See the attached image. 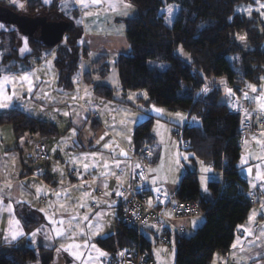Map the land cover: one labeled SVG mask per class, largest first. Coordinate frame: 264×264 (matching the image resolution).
I'll return each mask as SVG.
<instances>
[{
	"label": "crops",
	"instance_id": "obj_1",
	"mask_svg": "<svg viewBox=\"0 0 264 264\" xmlns=\"http://www.w3.org/2000/svg\"><path fill=\"white\" fill-rule=\"evenodd\" d=\"M54 1L58 3L59 13L64 18L70 20L75 18L76 23L83 29L80 41V72L76 75V85L79 87L78 98L81 102L82 116L85 114L87 121H84L80 115L76 121L74 120L75 122L70 123L66 131L61 133L56 124H53L55 122L51 121L50 113L55 111L60 113L62 109L57 108L64 106V102L56 99V92H62L63 89L59 87V75L55 63L59 49L67 47V43L63 42L50 50V55H55V62L54 77L50 78L49 83L47 78L40 77L37 84L29 86L28 79L22 78L30 76L31 71L40 69L48 63L42 56L35 58L38 64L30 68L29 64L34 58L28 59L27 62L15 60L5 65L4 55L2 58L0 55V84L6 88L0 90L2 93L0 105H3L0 106V116L7 115L13 110H20L39 121L53 124L59 133L57 138H42L36 134H23L17 137L11 126L0 128V252L8 253L13 246L43 248L53 252L52 264H108L110 255L101 250L97 242L118 231L119 212L125 204V196L118 182L127 187L132 184L133 168L127 152L134 153L135 128L151 115L142 108L139 109L141 104H148L146 93L140 92L126 95V97L129 94L135 95L133 100L140 112L127 137H123L124 133L116 124L107 128L99 118L98 122L90 119L85 109L90 113L92 112L89 109L97 110L98 97L94 95V84L87 85L83 76L92 75L93 82L102 80L93 65L104 57L107 58V63L113 58L117 65L122 54L120 49H126L125 44H127L128 28L124 21L136 19L138 11L131 8L125 0H98V2L84 0L83 4L80 0H48L47 3L41 0L45 5H51ZM22 38V47L25 50L29 49V39L24 36ZM17 78L21 80V86L16 85ZM74 78L75 76L73 81ZM221 83L226 84L222 81ZM46 84L48 89H45ZM41 88L46 91L40 92ZM88 92L90 93L87 95ZM226 93L230 96L229 91ZM52 94L53 99L49 97ZM86 98L89 105L83 104ZM240 98L241 96L237 99ZM229 99L232 100L231 96L225 101L229 102L230 108L236 103L241 104L242 108H244L242 103L249 102L250 105L249 112L242 118V123L251 121L257 131L241 142L240 167L242 178L248 183L249 188L254 182L256 190V183L258 185L264 183L262 173L264 133L258 131L263 128L258 113L262 116L264 112L260 110L261 104L258 101L234 100L230 103ZM26 100L30 102V111L22 108ZM36 108L40 109L39 114ZM42 144L46 146L47 152L49 151V161L37 158L38 148ZM190 155L188 153L183 157L180 153L179 164L175 163L171 172L162 174L160 171L164 166L163 153L157 160L155 151L151 152L149 174L153 192L159 198L162 214L173 219L163 225L148 226L143 233L144 239L150 244L148 254L153 261H155L153 247L158 243L160 231L165 228L170 231L168 239L171 244L168 249L172 252L175 235L192 237L204 224V216L189 220L174 219L175 208L180 204L173 197L184 175V159L191 162L193 160ZM192 163L197 166V160ZM220 175L223 182L222 173ZM257 195L261 196L260 193ZM257 195L255 197L251 195L253 202L254 198H258ZM263 198L257 199V203H261L259 205L261 212L256 211L255 207L251 210L247 222L237 229L230 251L227 254L217 253L213 264H264V261H254L264 258V246H262L264 237L260 236L261 231H264ZM111 214L115 217L117 230L105 237L99 234L100 227L106 228L107 217ZM28 227L31 228L30 232L27 231ZM91 228H94V231ZM99 229L100 231L97 232ZM246 229L248 231H245ZM250 242L255 246L248 251L246 247ZM171 255L172 258L173 254Z\"/></svg>",
	"mask_w": 264,
	"mask_h": 264
},
{
	"label": "trees",
	"instance_id": "obj_2",
	"mask_svg": "<svg viewBox=\"0 0 264 264\" xmlns=\"http://www.w3.org/2000/svg\"><path fill=\"white\" fill-rule=\"evenodd\" d=\"M20 1L24 4L21 8L0 0V8L31 18L42 15L50 21L62 20L70 24L62 41L68 46L59 49L55 64L59 87L67 91L73 89V77L80 72L81 25L76 23L75 18H64L56 1L51 5H45L41 0ZM125 1L138 11V16L124 21L128 28L129 50L120 55L116 65L122 92H144L149 105L184 112L190 119L198 120L200 124L197 126L187 123L177 130L180 150L190 153L192 162H203L223 175V182L209 184L212 198H204L198 174L185 168L173 197L184 207L196 204L204 216V224L192 237L175 235V264H213L217 253L227 254L230 251L237 229L247 222L255 206L249 185L241 176L242 117L231 111L229 102L222 103V88L233 92L232 100L229 99L231 103L249 85L261 83L264 52L260 50V45L264 36L253 26V21L234 16V11L238 5H256L264 0ZM169 6L178 8L172 24L166 22L164 12ZM242 31L247 33L251 45L249 52L242 50L238 44L236 35ZM1 35L2 42L8 35L12 45V55L3 57L5 65L15 60L27 62L28 59L39 58L45 51L62 44L46 49L40 41L31 40L32 53L21 56L19 47L22 42L17 32H2ZM179 50L189 55V62L180 56ZM86 57L85 53V60ZM153 63L167 66L161 69ZM93 67L95 71H101V78L108 76L106 57ZM223 78L224 85L218 81ZM83 80L87 85H93L92 75L85 74ZM205 88L207 92L203 91ZM94 95L112 100L114 94L106 86H95ZM154 119L148 117L135 128L133 154L138 155L142 150L150 153L155 147L156 139L152 134ZM7 125L13 128L17 137L36 134L42 138H53L59 134L53 124L39 121L20 110L0 116V128ZM150 156L151 153L148 160ZM165 229L169 238L170 231ZM30 230L28 227L27 231ZM142 244L147 252L150 251V244L144 236ZM97 245L111 257L122 250L135 248L138 237L136 231L118 222L117 233L99 240ZM53 260V252L43 248L13 246L8 253L0 252V264H52Z\"/></svg>",
	"mask_w": 264,
	"mask_h": 264
},
{
	"label": "rangeland",
	"instance_id": "obj_3",
	"mask_svg": "<svg viewBox=\"0 0 264 264\" xmlns=\"http://www.w3.org/2000/svg\"><path fill=\"white\" fill-rule=\"evenodd\" d=\"M1 1H5L8 4H13V6H18V7H22L24 4L20 1V0H16L15 3H12L11 0H1ZM264 4V1L262 2H258L256 5H238L237 7H235V11H234V16H242L244 18H246L249 21H253L255 24L253 26L257 27L259 29V32L261 35L264 36V7H261V5ZM173 9L172 11V15H171V23L168 24H172L173 20H174V16L178 11L177 7H172L169 6ZM167 7L164 12L167 16L168 20V13H167V9L169 8ZM38 17H43L42 15H39ZM45 17V16H44ZM48 19V18H47ZM62 21V20H60ZM14 21L12 20H8L7 24L6 23H1L0 25H3V27H0V55L1 58L3 55H12V45H11V40L9 41V36L6 35L5 38L3 39L4 42H2V32H10V31H16L17 32V37L19 39H21L22 41V33L20 31L23 30V32L26 34L28 32H30L28 29V25L25 27L28 28H24L22 26H20L22 23H20L18 26L15 25H10L11 23H13ZM58 22V21H55ZM18 24V23H17ZM40 28V27H37ZM19 29V30H18ZM28 31V32H27ZM66 37V35H65ZM29 39V41L31 40H37L40 41L39 37V31L38 33H35L31 38L29 37H24ZM237 41L239 46L241 47L242 50L249 52L251 51V45L250 42L248 41L247 38V33L242 31L237 33L236 35ZM243 38V39H242ZM128 44V45H127ZM127 44H125L126 49L129 50V43L127 41ZM128 47V48H127ZM126 49H120L122 54L126 53L127 50ZM260 50L264 52V42L261 43L260 45ZM19 53H21V56L26 55L27 53H32L30 47L29 49H24L22 46L19 47ZM50 50L46 51L45 53H43L42 57L43 59H46V62L48 61L47 64H44V66L40 69H36L34 71H31V75L30 76H26V77H22V78H26L28 79V85L30 86L31 84H37V81H40V77H45L47 78L46 80L50 81V78L54 77V62H55V55H50ZM178 53L180 54V56L186 61L189 62L190 58L189 55L187 53H185L183 50H179ZM1 62V60H0ZM38 64V60L34 58V60H32L29 64L30 68L34 67L35 65ZM153 65H157L159 66L161 69H165L167 65L165 64H157V63H153ZM28 66V67H29ZM7 67V66H5ZM107 70L109 71V75L105 78L96 80V82H93L94 84V88L93 91L95 89V86L97 85H106L109 88H111L113 90V98L112 100H104L102 98H96V107L97 110L92 111L91 109H89L92 113H90L89 111H87V109H85V111L87 113H89L88 117H90V119H94L97 120L98 122V118L100 120H102V122L104 123V125L107 128H110L111 126H113L114 124L117 125V127L119 128L120 131H122L124 133V138L128 136V132H130L132 125L134 123V121L136 120V118L138 117V115L140 114L138 107L136 106L137 104L134 102L133 97L135 95L133 94H129V96L126 97L127 94H124L121 90L120 87V80H119V72L116 66V63L114 62V59L112 58L111 60L108 61L107 63ZM29 69V68H28ZM100 70H97V73H100ZM106 72V71H105ZM76 76L74 78V87L72 89V91H67V90H61L62 92H56V99L58 101H62L64 102V106H62V108H57L62 109V111L60 113L55 112H51V116L52 122H55L53 124H56L58 131L64 132L66 131L69 127H70V123L75 122L77 119V117H79L80 115L82 116V110L80 109L81 107V102L79 101L78 98V93H79V87L76 85L77 81H76ZM93 78V77H92ZM101 78V77H100ZM101 80V81H100ZM225 78L223 79H219V82H224L225 83ZM13 81V80H11ZM97 81L99 83H97ZM17 83V84H16ZM16 85L21 86V80L19 78L16 79ZM224 85V84H222ZM90 86V85H89ZM253 86L256 91H252V88H250L249 86L247 87V89L242 91L241 94V98L240 99H236V102L240 101H258L259 104L262 103L261 97H264V76L261 79V83L259 85H251ZM6 89L4 88V86L2 84H0V90ZM45 89H48V86L46 84ZM227 88L223 87L222 91L224 93V98L222 103H226L225 101L228 97H230L229 95H227L226 91ZM41 91H46L43 88L40 89ZM92 93V91H90ZM88 92L87 95L90 93ZM226 93V95H225ZM231 93L233 94V92L231 91ZM245 94H247V98H245ZM1 96L2 93L0 92V100H1ZM226 96V97H225ZM3 97L5 98V95L3 94ZM50 98L52 97V99L54 98V95H50ZM88 98L84 99L83 104H87L88 103ZM78 102H80L78 104ZM249 103V102H248ZM248 103H242V106H248ZM1 104V102H0ZM20 104V103H19ZM69 106H66V105ZM236 105V108H234V110L236 109L237 112H239L241 109L239 107H241V104H234ZM86 107V105H84ZM70 107V109H69ZM22 108L25 110H29L30 111V102L26 100V102L23 104ZM93 108V107H92ZM142 108V110L149 112V114L151 116H154V123L153 124V131L152 134L155 136L156 139V144L155 147L152 148V151H155V157L157 160H159V158H161V153H163V161H164V166L162 168V174L171 172V170L174 167V164L176 163L177 165L179 164V160H180V153H182L183 157H185V155H187V152H180V139L177 138V130L181 127H183L184 125H186L187 123L192 125V126H197V124L199 123L198 120L196 119H190L189 115L187 113L184 112H172L167 108H162V107H158L152 104H141L139 109ZM56 109V110H57ZM1 110V109H0ZM34 110V108H33ZM36 112H38V114L40 113V109H35ZM28 112V111H27ZM32 112V111H31ZM249 112V111H248ZM3 114V111L2 113ZM34 114V113H33ZM261 113H258V118L261 117L260 119V123L264 120V115L260 116ZM83 119L84 121H87L86 115L83 114ZM75 120V121H74ZM251 124L252 122L249 121ZM244 123V122H243ZM200 124V123H199ZM91 125V123L89 124ZM244 126V124H243ZM253 133L256 132L257 130L253 127ZM57 138V137H54ZM70 139V138H68ZM44 147L45 145H40L38 150L40 149V147ZM46 148V146H45ZM150 150V153L152 152ZM47 151V148H46ZM47 156H49V151L47 152ZM191 157H193L192 155H190ZM43 160V159H41ZM46 161V160H44ZM49 161V160H47ZM149 161V160H148ZM183 170H185V168H188L190 171H194L198 174V179H199V184H200V192L201 195L204 198H212V191L209 188V184L210 183H221L222 181V177L220 175V172H217L215 170H213V168H211V166L197 161V166L194 165L190 160L184 159L183 161ZM264 168V165H263ZM205 169H207V171H205ZM148 171H149V164H148ZM262 173L264 174V170H262ZM260 180H261V176H260ZM254 182L250 184V188H249V193L250 195H253L254 197L260 193L261 196H258L257 199H260V197H264V183L262 184H257L256 183V190L254 189ZM151 186L153 188L152 185V181H151ZM257 199L254 198V202L255 203V209L258 212H261V209L259 208V205L261 203H257ZM264 200V198H263ZM263 203V202H262ZM253 207V209H254ZM255 211V210H254ZM107 221L108 224L106 225V228L102 229L101 231L100 229L97 231L99 232V234H101L102 236L108 237L111 234L115 233L117 230L116 227V223H115V217L113 214L109 215L107 217ZM85 229V226L84 228ZM91 230L94 231V228H91ZM164 231V230H163ZM163 231H160V235L158 238V243L154 244L153 250H154V264H174V257H175V249L174 246L172 247V252H169V249L166 245H162L161 244V239H162V234ZM94 234V233H93ZM91 243V242H90ZM253 243L250 242V244L246 247V249L248 251L254 249L252 246ZM170 253V254H168ZM171 254H173V257L171 258ZM172 259V262H171ZM254 261L256 262H262L264 261V258H258V259H254Z\"/></svg>",
	"mask_w": 264,
	"mask_h": 264
},
{
	"label": "built area",
	"instance_id": "obj_4",
	"mask_svg": "<svg viewBox=\"0 0 264 264\" xmlns=\"http://www.w3.org/2000/svg\"><path fill=\"white\" fill-rule=\"evenodd\" d=\"M236 105H233L231 111L238 113L243 118L244 114L250 109L249 106L236 111ZM244 124V126H243ZM262 131L264 133V120L261 123ZM252 124L249 121L242 123V141L253 133ZM241 141V142H242ZM130 158L133 175L132 184L130 187L124 186L120 182L118 185L125 196V204L118 217L119 223L136 231L138 237V245L133 249H125L110 257L109 264H154L152 257L144 249L142 244L143 233L148 226L163 225L173 220L164 216L160 210L159 198L154 194L151 186V176L148 171L149 151L142 150L138 155L128 153ZM37 158L49 160L45 146L40 147L37 152ZM196 204H191L187 207L179 205L175 208V218L181 220H189L195 217L202 216ZM167 230L164 229L162 233L161 244L170 247V241L167 237Z\"/></svg>",
	"mask_w": 264,
	"mask_h": 264
},
{
	"label": "water",
	"instance_id": "obj_5",
	"mask_svg": "<svg viewBox=\"0 0 264 264\" xmlns=\"http://www.w3.org/2000/svg\"><path fill=\"white\" fill-rule=\"evenodd\" d=\"M8 20L14 21L10 25L18 26L20 23H22L20 26L24 28L29 27L28 30L30 32L27 31L28 33L26 34L23 32V30L20 31L24 37L31 38L39 31V37H41L40 42L46 49L55 48L61 44L65 35L70 29V24L65 21L54 22L48 20L44 16L31 18L28 16L19 15L18 13L10 11L9 9L0 8V22L7 24ZM27 25L28 27H25Z\"/></svg>",
	"mask_w": 264,
	"mask_h": 264
},
{
	"label": "snow or ice",
	"instance_id": "obj_6",
	"mask_svg": "<svg viewBox=\"0 0 264 264\" xmlns=\"http://www.w3.org/2000/svg\"><path fill=\"white\" fill-rule=\"evenodd\" d=\"M11 2H12V3H15L16 0H11ZM47 2H48V0H45V3H47ZM94 2H98V0H94ZM80 3L83 4V3H84V0H80ZM261 7H264V4H262ZM172 11H173V9H172L171 7H169V8L167 9V13H168V17H169L168 20H166L167 23H171V15H172ZM0 27H3V25H0ZM242 39H243V38H242ZM249 87L252 88V91H256V89H255L253 86L249 85ZM203 91H204V92H207L208 89L205 88V89H203ZM228 91H229V94L232 95L231 90H228ZM245 98H247V94H245ZM261 100H262V103H261V106H260V110H261L262 112H264V97H261ZM0 106H3V105H0ZM193 119H195V118H193ZM205 171H207V169H205ZM194 223H195V222H194ZM245 231H248V230L246 229ZM249 235H251L250 232H249ZM33 236H35V233H33ZM260 236H261V237H264V231H261ZM262 246H264V245H262ZM234 247H235V245H234ZM101 255H104V254L101 253Z\"/></svg>",
	"mask_w": 264,
	"mask_h": 264
}]
</instances>
